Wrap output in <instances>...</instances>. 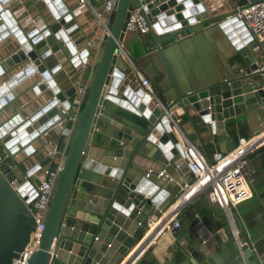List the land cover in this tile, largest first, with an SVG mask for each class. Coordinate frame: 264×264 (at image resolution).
<instances>
[{
    "label": "water",
    "instance_id": "obj_1",
    "mask_svg": "<svg viewBox=\"0 0 264 264\" xmlns=\"http://www.w3.org/2000/svg\"><path fill=\"white\" fill-rule=\"evenodd\" d=\"M9 1L0 0V40L11 35L19 47L1 62L8 69L25 60L31 62L23 67L17 81L37 73L35 86L43 84V90L48 85L54 98L26 117L17 109L0 123V149L4 153L0 165V264H12L33 230V218L26 207V195L33 190L32 175L44 165L46 178L53 172L50 156L23 171V162L17 161L14 153H33L30 141L39 139L60 120L55 144L56 153L62 155L60 169L53 173L38 249L25 264H116L147 228L145 219L136 217L140 205L160 204L155 192L160 189L158 172H165L172 164L171 156L180 153L165 111L175 117L179 109L188 117L183 123L177 118L176 126L196 146L200 143L195 126L199 120L206 133L220 135L218 129L225 132L224 121L257 108L264 114V46L257 39L250 37L237 46L238 63L230 71L223 62L206 67L191 64L187 70L180 65L182 59L194 63L186 49L189 33L199 31L207 38L208 28L206 32L203 28L211 22L222 35L232 38L229 32L237 23L233 18L236 9L264 0H114L105 21L107 32L97 44L77 104L73 99L78 83L55 90L46 65L50 59L64 57L73 67L86 54L85 49L77 52L61 29L76 10L65 8L59 0H42L51 19L25 34L10 19L8 9H2ZM133 8L146 20L148 33L140 38V50L127 51L164 109L155 106L142 88L133 89L136 75L116 49V42L122 46L126 42L125 22ZM240 64L242 72L237 69ZM189 108L194 113L191 116ZM2 109L4 104L0 112ZM226 136L229 144L224 151L233 146ZM261 157L264 159L263 154ZM16 170L25 179L13 189L8 181L16 177ZM75 201L83 202L87 212L97 216L95 222H82L71 215ZM191 224L200 226L204 233L199 234V244L187 249L189 257L181 264H262L252 244L264 236V230L252 238L240 235L229 239L220 232L210 233L198 217Z\"/></svg>",
    "mask_w": 264,
    "mask_h": 264
},
{
    "label": "crops",
    "instance_id": "obj_2",
    "mask_svg": "<svg viewBox=\"0 0 264 264\" xmlns=\"http://www.w3.org/2000/svg\"><path fill=\"white\" fill-rule=\"evenodd\" d=\"M89 2L96 10H99L103 0H89ZM59 4L63 5L67 9L74 8L76 6V0H59ZM5 8L8 9L10 13V19L13 20V22L17 24V27L21 28L25 34H28L32 27L40 29L45 21H49V19H51V16L45 9L42 0H10L9 2L2 4V9ZM106 19L107 17H105V20ZM231 24L232 23H229V25ZM207 28L208 39L199 31L188 34L191 39L188 40L186 49L187 51H190V55L194 63H186V61L182 59L183 64H179L182 68L184 67L187 70L189 69L188 66L191 64L193 66L197 64L199 67H206L223 62L230 71V69L238 63V57L235 54L237 46H243L245 42L250 39V35L245 32L246 30L244 27L238 22L235 23V25L232 24L231 26L229 36L232 38H227L228 35H222L216 26H211L209 23L204 24L203 29L205 32L207 31ZM61 29L67 33L68 40H70L77 52L82 49L86 50L87 60L84 67H72L68 60L64 57L50 59L46 65L48 69H51V87L55 90L59 87L65 89L75 82L83 87L91 72L93 57L96 53L97 44L102 36V31L95 20V16L85 7L80 8L79 12L75 14L72 19L64 22ZM2 32L3 31H1V33ZM145 35L146 34L136 32H126L125 39L127 48L132 52L140 50V38L142 39ZM233 38H235L234 43H232ZM14 47L18 48L19 45L11 35L4 39L1 38L0 88L6 86L7 88L0 91V108L4 104V109L0 112V123L8 119L9 116L17 109H22L20 115L22 117H26L27 115H30L40 109V107L49 103L52 98L48 85H46L43 90V84L35 86V84H37L36 79L39 78L37 73L33 76L26 77L25 79L21 78V80L19 79L20 81H17V76H20L23 67L28 65V60L15 65L12 69H8L5 64L1 62V58L9 54ZM56 64L59 65L58 69L54 67ZM238 67L243 66L240 64ZM136 71L139 73L138 70ZM14 83L15 85L11 86ZM135 87L137 88L136 82L134 83L133 89H135ZM176 111L177 112L174 111L177 113L175 116L176 120L178 118L181 123L187 121L188 117L184 113H181L179 109ZM188 111L190 116L194 114L191 108H189ZM70 123V120H68V125ZM202 123L203 122L200 120L199 123H195V126L197 127V134L200 138V143L197 147L205 159L212 162V155L214 153L226 152L224 150L229 144L228 137L226 135L231 138L233 145H235L237 138H250L252 135L264 130V114L259 110V108H257L247 111L245 114L233 121H224L223 126L225 132L218 129L221 133L220 135L216 134L215 131L206 133L205 130L200 128V126L203 125ZM61 125L62 124H56L52 126L46 133H43L39 139L30 141L29 145L33 149V153L26 154L23 150L14 153V158L17 161L23 162V171L30 169V167L35 165L38 161H42L45 156H48L47 151L56 144L57 136L61 130ZM64 139L66 138L64 137ZM260 146L248 153L246 156V173L248 178L251 179L252 196L239 202L236 206L230 207V221L225 216L223 209L219 205L210 201L201 202V193L195 194L181 209L178 210L177 218L180 221V226L176 231L171 233L162 231L158 235L154 236V232L151 231V228L150 231L146 228L139 239L135 241V243L127 250L126 253H124L119 262L116 264H126L132 260L136 262L148 248H150V252L159 264H181L184 262V260L189 257L187 249L193 244H199V234L204 233V230L200 226L191 224L194 217H198L199 220L202 221L201 217L197 215H194V217L190 219L182 217L191 210V207L189 210V206L194 205L195 203L197 205H204V207L208 209V216L212 217L210 219L211 222L208 223V225H205L203 221L202 223L205 229H207L210 233L220 232L226 238L233 239L235 236L240 235H246L247 237L252 238L262 232L264 230V161L262 160L261 154L264 155V148H261V151H258ZM60 154L58 155L55 153L50 156L54 160L53 169L57 161L62 159ZM171 160L172 164L165 169V173L168 177L163 178L158 176V187L164 190V192H160V189L155 191L159 193L158 201L160 204H141L136 217L140 215L145 219V221L152 213L158 217H164L162 213L165 210H168V207L171 208L173 203L176 202L175 200L177 198L179 199L180 193L188 188L194 180L192 171L181 159L179 152L172 155ZM9 164L11 168H15L11 162ZM176 164L178 167L175 166ZM45 169H47V165L39 168L34 175H32L34 182H37L41 178L42 171ZM16 172V177L19 182L23 181L25 179L24 174L17 170ZM249 173H251V175ZM256 184H258V188H256ZM153 186L156 187L155 184ZM163 187L165 188L163 189ZM151 192L152 191L150 190L149 193ZM169 197H171L170 202L164 205L165 201ZM74 203L76 208L70 209V213L76 220L91 223L95 222L97 216H93L91 213H88L89 208H85L83 206V202L75 201ZM90 210V212H92V208ZM78 224H80V222ZM214 225L217 227L213 230L211 227ZM181 241H183V243H181ZM94 242L95 244H99L98 240H95ZM139 244L140 246L136 249ZM175 244H177L183 254L182 258L178 261H175L172 258L171 247ZM252 246L255 248L260 262L264 264V236L255 241ZM65 254L68 255V252L66 251Z\"/></svg>",
    "mask_w": 264,
    "mask_h": 264
},
{
    "label": "built area",
    "instance_id": "obj_3",
    "mask_svg": "<svg viewBox=\"0 0 264 264\" xmlns=\"http://www.w3.org/2000/svg\"><path fill=\"white\" fill-rule=\"evenodd\" d=\"M114 0H103L101 8L96 10L89 0H76V14L80 8H87L94 16L97 24L99 25L102 34L107 32L105 25V17H107L112 10ZM233 18L236 22L240 23L244 29L248 32V35L253 39H257L259 43L264 46V1L254 2L248 4L245 7L236 9L233 14ZM1 20V15H0ZM211 22H209L210 24ZM147 23L144 17L138 12L137 8H133L128 12L125 30L137 33L147 32ZM262 40V41H261ZM88 44V42H87ZM116 49L118 55L134 69L130 57L125 52L121 43L116 42ZM87 54V52H86ZM86 54L78 60L74 67H84L86 64ZM30 65L31 62H28ZM137 75L136 84L137 87L143 89L144 93L154 101V105L159 109H164L162 102L157 98L149 87L146 80L134 69ZM243 67L238 68V72H242ZM83 91V87H78L76 90L77 95ZM52 98L54 96L52 95ZM77 104V96L73 99ZM61 113L65 112V109L60 110ZM165 117L171 122V130L176 135V139L180 147L181 159L188 165L193 174L192 183L179 195L175 201L179 200V204L173 208L168 207L162 215L164 217H158L154 213L150 214L145 223L147 229L151 228L154 232V236L158 235L162 231L169 233L176 231L180 226V221L177 218V212L181 209L195 194L206 192L208 201L219 205L228 220L230 217V207L236 206L239 202L246 200L252 196L251 179L248 178L246 173L248 153L252 152L258 146L264 143V130L252 135L250 138L240 137L237 138L235 145L231 147L225 153H214L213 161L209 162L196 145H194L186 135L176 126V119L170 112L165 111ZM57 124H62V121H57ZM56 153L55 145L47 151L48 156H52ZM62 157V155L60 154ZM4 155L0 150V165L3 163ZM60 161L54 165L53 172L48 178L45 177L47 170L42 171L41 178L34 182L33 190L30 194L26 195L28 201L26 202L27 210L30 216L33 218V230L30 231L29 239L24 248L19 252L18 257L12 259V264H25L26 259L33 255L38 249L39 239L41 237V231L43 229L44 212L48 206L49 197L52 189V179L54 171L60 169ZM178 167V165H175ZM158 176L163 178L168 177L163 171L158 172ZM9 185L16 189L19 186V180L17 177L8 181ZM31 190V188H29ZM29 190V191H30ZM192 193L190 194V192ZM189 194V195H188ZM188 195V196H187ZM183 198V201L180 199ZM174 204V203H173ZM172 205V204H171ZM148 234V233H147ZM183 243V241H181ZM52 255V253H51ZM134 260L126 264H134Z\"/></svg>",
    "mask_w": 264,
    "mask_h": 264
},
{
    "label": "trees",
    "instance_id": "obj_4",
    "mask_svg": "<svg viewBox=\"0 0 264 264\" xmlns=\"http://www.w3.org/2000/svg\"><path fill=\"white\" fill-rule=\"evenodd\" d=\"M264 148V144L260 146L258 151H261L260 149ZM257 151V152H258ZM260 153V152H259ZM262 160L264 161V159L262 158ZM262 162V161H261ZM263 163V162H262ZM264 165V163H263ZM201 202L203 201H207V195L206 192L204 191L203 193L201 192ZM191 207V210H190ZM189 212L186 215H183L182 217L185 219H190L192 217H194V215H197L199 217L202 218L203 223H205V225H208V223L211 222V216H208L209 214L208 209L204 207V205H197L196 203L194 205H190L189 206ZM217 226L214 225L213 227H211V229H215ZM172 250V258L175 261H178L182 258L183 254L181 252V249L177 246V244L173 245V247H171ZM150 248H148L147 250L144 251V253L139 257V259L135 262L136 264H159L157 262V260L155 259V257L152 255V253L150 252Z\"/></svg>",
    "mask_w": 264,
    "mask_h": 264
},
{
    "label": "bare ground",
    "instance_id": "obj_5",
    "mask_svg": "<svg viewBox=\"0 0 264 264\" xmlns=\"http://www.w3.org/2000/svg\"><path fill=\"white\" fill-rule=\"evenodd\" d=\"M146 21V20H145ZM148 27V26H147ZM137 33V32H136ZM148 33V29H147V32L146 33H140V34H147ZM74 67V66H73ZM78 87H80L79 86V84H78ZM82 87V86H81ZM81 94V93H80ZM79 94V95H80ZM79 95H77V100H79ZM264 138V136H262V138H260V139H263ZM181 200H183V198L181 199ZM179 202V200L177 201V202H175L172 206H171V208H173L175 205H177V203Z\"/></svg>",
    "mask_w": 264,
    "mask_h": 264
},
{
    "label": "rangeland",
    "instance_id": "obj_6",
    "mask_svg": "<svg viewBox=\"0 0 264 264\" xmlns=\"http://www.w3.org/2000/svg\"><path fill=\"white\" fill-rule=\"evenodd\" d=\"M127 33H130V31H126ZM126 47V48H125ZM124 50L127 52V54L129 55V52L127 51V43L124 42V46H123ZM130 57V55H129ZM131 61H132V58L130 57ZM251 175V173H249ZM253 183V182H252ZM260 185V184H259ZM258 184H256V188H258Z\"/></svg>",
    "mask_w": 264,
    "mask_h": 264
}]
</instances>
